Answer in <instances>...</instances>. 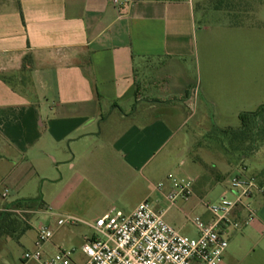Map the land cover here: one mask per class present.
<instances>
[{"label":"crops","instance_id":"obj_1","mask_svg":"<svg viewBox=\"0 0 264 264\" xmlns=\"http://www.w3.org/2000/svg\"><path fill=\"white\" fill-rule=\"evenodd\" d=\"M212 2L138 0L128 16L120 17L111 0H0V191L8 188L9 198L8 184L13 187L26 168L32 174L40 171L46 157L56 161L52 146L65 141L74 153L66 163L75 171L65 193L51 206L41 198L0 197V208L20 199L39 200L43 208L34 214L55 221L74 214L93 222L111 210L92 198L102 185L100 155L106 149L116 158L112 163L122 162L113 166L117 172L138 170L186 123L196 120L201 126L208 107H219L228 97H236L239 114L264 105L258 88L245 87L242 73L222 70V59L211 55L206 18L212 12L232 11L216 9ZM26 56L32 57L28 74L22 72ZM234 56L223 61L233 65ZM201 59L208 80L191 88ZM221 78L229 81L227 86ZM191 109L195 113L190 114ZM104 133L108 142L100 147ZM197 141L194 136L190 153ZM212 148H198L201 160L221 167L225 178L237 174L238 166L228 162L224 149L220 147V154L226 160L217 163ZM191 159L193 165L184 172L199 181L203 171ZM117 177L121 183L125 180ZM202 218L209 221L212 216L204 213ZM8 239L0 240V264H37L4 249ZM58 247L54 241L46 244L43 249L51 250L43 251L44 256L54 255Z\"/></svg>","mask_w":264,"mask_h":264},{"label":"rangeland","instance_id":"obj_2","mask_svg":"<svg viewBox=\"0 0 264 264\" xmlns=\"http://www.w3.org/2000/svg\"><path fill=\"white\" fill-rule=\"evenodd\" d=\"M228 1L230 6L234 7L229 9L232 11L226 12L227 14L212 12V15L206 18V24L210 29L209 37L213 40L211 55L222 59V70L226 67L242 73V77L245 76V87L253 85L254 88H258L261 98L264 99V0ZM198 13L199 10L197 9ZM220 19L222 23L219 24ZM219 39L220 42L217 41ZM232 55L236 56H234L235 61H233V65L230 64L229 66V64H226L227 61L225 62L223 59H231ZM250 73L254 76H250ZM256 74H258L257 77ZM248 75L249 77H247ZM207 78L208 72L204 71L201 59L200 69L199 67L196 70L194 69V85L191 88L200 81L206 84ZM225 80L221 78L222 86H227L229 81L227 80L226 83ZM236 101V97H228L222 102L221 106L208 107V119H204L201 126L195 124L196 120L186 123L166 144L163 151L156 154L145 167L138 170L126 169L117 172L113 169V166L116 164L120 166L122 162L118 160L117 163H112L116 158L106 149L100 155V161H103L100 165L102 170L100 183L102 185L99 186L100 190H97L92 198L107 204L106 206L110 209L122 211L123 214H130L136 204L149 196L153 200L159 199L157 208L165 209L168 207V202L153 191L154 185L160 181H165L169 174H173L178 178H193L184 172L186 167L193 165L191 157L199 162L196 166L198 171H203V176L209 179L204 185L199 183L202 177L199 181L195 180V195L206 192L207 196L204 197V200L216 202L223 196L222 193L226 191L230 198L228 182L236 173L232 172V175L228 173L226 174L227 178H225V173L222 174L221 170L223 169L221 167L208 165L201 160L198 148L200 146H211L213 147L211 153L214 155L212 158L217 163L225 159L220 154L222 153L221 141L210 139L208 134L215 129H236L240 127L239 113H237L240 111H237ZM257 109L256 106L250 107V109H246V112ZM193 112L195 113L193 109L189 111L190 114ZM117 115L115 114L108 123L103 124V129H106ZM194 136L198 141L190 153L188 148L193 144ZM100 137L102 139L101 147L108 142V136L104 133ZM52 149L56 161H53L52 157L44 158L40 171L34 174L30 173L27 168L22 170L14 182L15 185L12 187L8 184L12 193L7 200L41 198L47 205L51 206L58 196L65 193L67 183L73 179L75 173L71 164L66 163V160L73 159L74 153L69 141L57 146L54 145ZM224 154L227 155L228 162L234 163L239 170L247 167V175L264 172V144L257 153L243 159V162L236 161L231 152L228 153L224 150ZM152 170L153 172H149ZM121 175L125 179L122 183L117 179V176ZM220 176L225 179H219ZM211 186H213L212 190H210ZM261 186L262 189L261 192L257 193V199L255 197L251 201L252 206L257 211V217L244 229L232 232L224 257V264H264V182ZM107 187H110V189L107 190ZM195 195L188 201L179 200L175 206L170 207L165 213V220L170 225L179 229L182 234L193 237L197 234V231L189 219L202 216L204 213L211 215L205 206L200 203L193 208L192 204L200 200ZM27 218L30 228L19 239L9 238L8 246L4 248L12 249L16 258L24 255L27 251L34 250L37 228L41 224H49L53 229H56V221L51 216L47 217L44 213L29 215ZM82 219L87 223H92V221ZM91 233V230L82 224L65 226L56 229L53 241L61 248L72 250L74 261L82 263L85 261V257L81 246L85 242V237L90 236ZM2 240H7V238ZM45 250L49 251L51 249H43V251Z\"/></svg>","mask_w":264,"mask_h":264},{"label":"built area","instance_id":"obj_3","mask_svg":"<svg viewBox=\"0 0 264 264\" xmlns=\"http://www.w3.org/2000/svg\"><path fill=\"white\" fill-rule=\"evenodd\" d=\"M138 0H111L120 17L128 16ZM129 10V11H128ZM128 11V12H127ZM241 168L228 182V195L218 201L199 200L212 218L205 221L202 216L190 218L197 234L184 235L165 220L166 211L179 200L188 201L194 193L193 179L178 178L169 174L165 181L154 185L153 191L168 202V207L158 209L159 199L151 196L144 199L130 214L111 209L105 216L92 223L72 214L56 218V229L77 224L87 225L91 235L85 237L81 246L85 261L73 259V251L61 247L54 255L45 257L43 248L52 243L56 229L49 224L37 228L33 251L23 255V261L37 264H224V257L232 232L250 225L257 217L252 199L261 192L262 186L254 175H247ZM10 190L4 188L0 197L5 201ZM11 212L28 222L35 211L14 208L6 204L0 214Z\"/></svg>","mask_w":264,"mask_h":264},{"label":"trees","instance_id":"obj_4","mask_svg":"<svg viewBox=\"0 0 264 264\" xmlns=\"http://www.w3.org/2000/svg\"><path fill=\"white\" fill-rule=\"evenodd\" d=\"M216 9H231L228 0H216L212 2ZM234 8V7H233ZM32 70V57L26 56L23 60L22 72L30 73ZM6 83L10 79L1 77ZM240 127L236 129H215L208 136L210 139L221 141V147L228 153H232L234 159H243L257 153L264 144V105L252 112H241L239 114ZM223 177L220 176L219 179ZM259 178L264 181V172L259 174ZM218 179V180H219ZM209 179L202 176L200 184H205ZM10 205L14 208H24L29 210H40L43 208L42 201L20 199ZM30 225L17 215L6 212L0 214V240L3 238L19 239Z\"/></svg>","mask_w":264,"mask_h":264}]
</instances>
